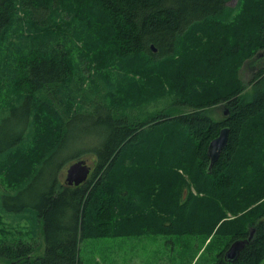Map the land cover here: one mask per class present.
<instances>
[{"label": "trees", "instance_id": "16d2710c", "mask_svg": "<svg viewBox=\"0 0 264 264\" xmlns=\"http://www.w3.org/2000/svg\"><path fill=\"white\" fill-rule=\"evenodd\" d=\"M228 2L0 0V172L17 174L0 211L40 219L44 239L37 254L0 238V264H83L82 237L150 233L220 238L214 264H264V64L249 90L237 74L264 49V0ZM69 144L59 166L93 156L79 185L52 168Z\"/></svg>", "mask_w": 264, "mask_h": 264}, {"label": "rangeland", "instance_id": "374dc122", "mask_svg": "<svg viewBox=\"0 0 264 264\" xmlns=\"http://www.w3.org/2000/svg\"><path fill=\"white\" fill-rule=\"evenodd\" d=\"M238 0H229L231 7L237 5ZM240 12V7L237 6L234 9L233 15ZM234 18V17H233ZM205 43V40H204ZM264 64V49H260L254 53L251 57L244 59L243 63L237 68V74L239 79L244 83L245 89L251 88L252 78L255 71ZM169 89V88H168ZM173 94L172 91L169 95L163 96L162 100L170 101V97ZM188 108L187 110H190ZM185 110V109H182ZM213 117L220 118V111H213ZM8 114V113H7ZM5 115V119H8L13 123L14 116ZM4 119V120H5ZM7 119V120H8ZM5 125H9L8 121H4ZM32 143L28 146L26 151L30 153ZM60 153L57 154L59 162L57 160L55 169L52 166L54 172L58 170L59 181L65 183L66 169L69 164L72 163L74 157H71L67 161L63 162L60 166L59 163L62 158L70 157L78 148V145L69 144L65 146ZM86 150V149H85ZM85 160V164L89 165L92 170L93 156L90 152H83L81 155ZM4 166H2L3 168ZM90 170V171H91ZM45 174V173H44ZM16 173L8 175L5 170L0 172V194L9 190L7 185H14V177ZM42 179H39L31 185V189L28 193H31L35 188L41 187L39 183ZM45 181V180H44ZM27 193V194H28ZM8 212L9 214L5 213ZM0 219V230L3 227L6 231L5 235L0 234V238L13 241L18 237L28 238L35 244L34 253H41L44 248V239L41 233V221L40 219H27L19 218L17 216L18 211L9 210L6 207H2ZM202 235H174V234H119V235H105V236H85L79 241V253L83 264H214L218 257V250L222 247V240L216 239L211 241L210 237ZM209 243V245H207Z\"/></svg>", "mask_w": 264, "mask_h": 264}, {"label": "water", "instance_id": "95a60500", "mask_svg": "<svg viewBox=\"0 0 264 264\" xmlns=\"http://www.w3.org/2000/svg\"><path fill=\"white\" fill-rule=\"evenodd\" d=\"M151 48L154 51L156 50L153 45H151ZM227 137L228 128L223 127L222 129H220L218 135L209 142L207 147V154L210 158V166L214 161L218 159L220 151L227 143ZM90 170L91 169L89 165L85 164V160L77 159L76 161H73L69 164L68 168L66 169L65 183L68 185H79L83 183L87 179ZM251 236L252 231L250 232L249 237L247 239H238L233 241L225 252L226 259H236L240 251L247 244L248 239L251 238Z\"/></svg>", "mask_w": 264, "mask_h": 264}]
</instances>
